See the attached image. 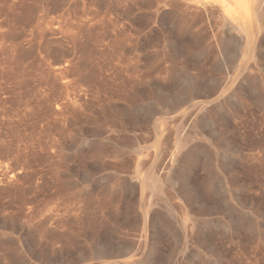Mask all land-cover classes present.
I'll return each mask as SVG.
<instances>
[{
	"label": "rangeland",
	"instance_id": "rangeland-1",
	"mask_svg": "<svg viewBox=\"0 0 264 264\" xmlns=\"http://www.w3.org/2000/svg\"><path fill=\"white\" fill-rule=\"evenodd\" d=\"M196 11L0 0V264H264V27Z\"/></svg>",
	"mask_w": 264,
	"mask_h": 264
},
{
	"label": "bare ground",
	"instance_id": "bare-ground-1",
	"mask_svg": "<svg viewBox=\"0 0 264 264\" xmlns=\"http://www.w3.org/2000/svg\"><path fill=\"white\" fill-rule=\"evenodd\" d=\"M192 1H193V4L195 5V8L197 9L196 12H198L199 15L204 14L203 12H206L207 14H212V15L216 16L215 17L216 18L215 19V27H216V30H219V33L221 34V38L223 41H226V35H227L226 31H228L229 33H234L235 31L241 30L243 32L242 35H243L244 41L247 44L248 43L252 44V42H254V38L252 36L251 30H252L253 17H254V14L256 12H258V16H259L258 19L261 20L260 24L264 27V22L262 21L264 18V0H261L260 4L257 7L255 6V2H254L255 0H192ZM213 18H214V16H213ZM249 49H251V45L249 46L248 50ZM236 66H239V65H236ZM237 69H239V68H237ZM178 153H179V151H178ZM129 261L131 262V260H129ZM126 262H128V261H126Z\"/></svg>",
	"mask_w": 264,
	"mask_h": 264
}]
</instances>
